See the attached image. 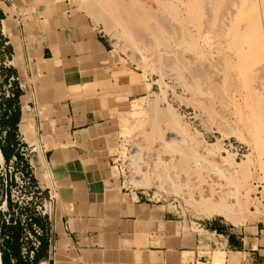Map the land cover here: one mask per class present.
<instances>
[{
    "label": "rangeland",
    "instance_id": "rangeland-1",
    "mask_svg": "<svg viewBox=\"0 0 264 264\" xmlns=\"http://www.w3.org/2000/svg\"><path fill=\"white\" fill-rule=\"evenodd\" d=\"M64 1L89 20L107 48L106 74L95 83L102 86L111 107L114 133L104 135L103 142L123 184L144 191L142 199L169 202L183 218L186 233H206L217 240L202 228H216L224 235L240 230L242 236L259 238L264 244V66L254 69L255 61L264 58V48L257 45L264 12L258 0L259 4L254 0ZM118 8L125 10L128 21L140 14L147 23L140 20L134 26L133 19L131 35L125 36L124 24L115 18ZM250 12L252 16L256 12L254 20ZM224 13L247 14L242 17L248 22L251 18L249 25L255 26H247L250 30L243 34L240 28L246 19L234 23ZM150 23L158 28L150 29ZM252 27L257 29L254 34ZM242 39L248 45L251 41L257 44L252 43L250 51L240 56L234 45L242 44ZM3 61L0 51V102L9 89L4 83L7 66ZM23 137L30 146H24L22 163L9 164L3 159L0 165V227L19 224L21 215L33 214L26 208L16 215L11 192L13 199L32 203L34 187L44 185L31 162L34 135L30 140ZM6 194L9 203L4 205ZM46 195L43 192L38 197ZM227 215L233 222L224 220ZM2 244L0 235V251ZM230 244L207 246L202 253L210 257L220 250L229 254L243 250L235 234ZM242 255L238 254L237 264ZM242 264L264 261L249 259Z\"/></svg>",
    "mask_w": 264,
    "mask_h": 264
},
{
    "label": "crops",
    "instance_id": "crops-1",
    "mask_svg": "<svg viewBox=\"0 0 264 264\" xmlns=\"http://www.w3.org/2000/svg\"><path fill=\"white\" fill-rule=\"evenodd\" d=\"M0 47L10 84L0 102V143L8 157L23 156L20 145L30 146L23 135H34L40 188L55 192L50 215L31 218L40 229L32 257L21 255V225L17 255L10 247L15 226L2 225L8 264H237L225 250L202 253L230 247L232 234L243 250L230 253H243L241 264L264 261L259 238L216 228L202 229L217 240L186 233L174 206L142 199L144 191L126 187L114 172L103 142L114 133L111 107L95 83L110 59L86 17L64 0H0Z\"/></svg>",
    "mask_w": 264,
    "mask_h": 264
},
{
    "label": "bare ground",
    "instance_id": "bare-ground-1",
    "mask_svg": "<svg viewBox=\"0 0 264 264\" xmlns=\"http://www.w3.org/2000/svg\"><path fill=\"white\" fill-rule=\"evenodd\" d=\"M106 1V0H105ZM200 1V0H199ZM241 2H242V0H240ZM256 0H254L253 1V3L255 2ZM228 2V1H227ZM241 2L239 3V4H241ZM258 2L260 3H257V1H256V3L257 4H259V5H262L261 7L263 8L262 10V12L261 13H263L264 12V0H258ZM100 3V2H99ZM192 4L194 3V2H191ZM201 3V2H200ZM205 3H207L206 1H205ZM226 3V2H225ZM248 3V2H247ZM250 3H251V1H250ZM255 3V4H256ZM189 4V3H188ZM187 4V5H188ZM196 4V3H195ZM194 4V5H195ZM212 4V3H211ZM231 4V3H230ZM239 4H238V6H239ZM235 7H234V9H238L239 7L237 6V4H233ZM243 5V4H242ZM252 5V4H251ZM192 6V5H191ZM188 7V6H187ZM238 7V8H237ZM240 7L242 8V6L240 5ZM255 7V6H254ZM259 7V6H258ZM257 7V8H258ZM123 8V7H122ZM173 8V7H172ZM190 8V7H189ZM193 8V7H192ZM196 8H197V6H196ZM231 8H232V6H231ZM257 8H255V10H256V12L258 11L257 10ZM168 9V8H167ZM186 9V8H185ZM244 9V8H243ZM147 10V9H146ZM190 10V9H189ZM192 10V9H191ZM227 10V9H226ZM229 10V9H228ZM242 10V9H241ZM240 9H239V11H238V13L241 11ZM248 10V9H247ZM250 10V9H249ZM117 12H115L114 11V13H116V16H115V18H117V21H116V19H113L114 21H116L117 23H122V25L124 24V28H126V29H124V30H126L124 33H122V34H126L125 36H127L128 34L129 35H131V30L132 29H130V26H131V23H130V21H132L133 19H135V25H134V22H133V25L134 26H137V23L136 22H140V20H142V22H145V23H147L146 21H145V15H144V17L142 16V15H140L139 14V16H142L143 18H141L140 19V17L139 16H137L138 18H136V16L134 17L133 16V19L132 20H129L128 21V19H125V17H124V14H125V10H122V9H119L118 8V10H116ZM170 11V10H169ZM232 11V10H231ZM230 11V12H231ZM235 12H236V10H234ZM253 11V10H252ZM261 11V10H260ZM224 12V11H223ZM248 12V11H247ZM256 12H254V16H252L251 15V12H250V14H248V15H251L250 17L252 18V20H254L253 19V17H255V16H257V15H255L256 14ZM238 13H237V15H238ZM241 13H243V10H242V12ZM260 13V12H259ZM118 14V15H117ZM145 14V13H144ZM168 14V13H167ZM200 14V13H199ZM219 14V13H218ZM224 14H226V13H224ZM258 14V13H257ZM227 15V14H226ZM236 14H230V15H227V17H225L224 15V18H227L229 21H235L236 23H237V21H239V22H241V20L242 21H244V19H246V18H243L242 16H244V15H247V14H242V16H240V17H238ZM247 15V16H248ZM261 15V14H260ZM235 16H237V18H239V20L238 19H234V18H236ZM263 16H264V14H263ZM263 16H261L260 18H262ZM112 17H114V16H112ZM126 17H127V15H126ZM148 17V16H147ZM171 17V16H170ZM154 18H156V20L158 19L157 17H154ZM169 18V17H168ZM172 18H174V17H172ZM222 19H220V20H223V17H221ZM251 18H249V22H248V20L246 21H244L245 23H246V25H242L241 26V28L240 29H242V31H240V32H242L243 34H245L246 32V29L248 30V27L247 26H253L254 24L252 23V25H249L252 21H251ZM264 18V17H263ZM159 19H161V18H159ZM158 19V20H159ZM196 19V18H195ZM199 19V18H198ZM234 19V20H233ZM220 20H218V21H220ZM228 20H226L228 23H229V21ZM256 20H258V23L257 24H259V17H258V19L256 18ZM217 21V20H216ZM224 21H225V19H224ZM251 21V22H250ZM141 22V23H142ZM220 22H222V21H220ZM220 22H219V24H220ZM226 22V23H227ZM234 22V23H235ZM238 22V23H239ZM254 22V21H253ZM262 22V21H261ZM261 22H260V24H261ZM159 23V22H158ZM161 23V22H160ZM158 24V25H161V24ZM169 23H170V21H169ZM223 23V22H222ZM228 23H227V25H228ZM245 23H241V24H245ZM247 23H248V25H247ZM255 23V22H254ZM172 24V23H171ZM231 24V23H230ZM259 24V27L261 28V25ZM263 24V23H262ZM132 25V26H133ZM153 25L154 26H157V28H158V25H155V23H150V24H148L147 26L149 27L150 26V29L153 27ZM226 25V24H225ZM120 26H121V24H120ZM152 26V27H151ZM206 26V25H205ZM204 26V27H205ZM216 26V25H215ZM224 26V25H223ZM236 26V25H235ZM255 26V25H254ZM258 26V25H257ZM256 26V27H257ZM263 27L260 29L259 27H258V29L260 30V37H258V38H260V39H258V41H260V45H259V43L257 44V43H253L252 41L250 42V44L248 45V41H246L245 42V40H241L242 41V44H239V46H237V45H234V46H236V49H235V51H236V54L237 55H240V56H242V55H244L246 52H247V50H249L250 51V49H251V44L253 43V44H257L258 45V49L260 48V50H263V48H264V24L262 25ZM123 27V26H122ZM162 27V26H161ZM202 27V26H201ZM212 27H214V26H212ZM218 27H219V25H218ZM255 27V28H256ZM132 28V27H131ZM173 28V27H172ZM171 28V29H172ZM209 28H211V25H210V27ZM221 28V27H220ZM253 29H251V30H254L253 31V34H254V32H255V30H257V29H254V27H252ZM166 29V28H165ZM169 29V28H168ZM212 29V28H211ZM167 30V29H166ZM219 30V29H218ZM217 30V31H218ZM223 30V29H222ZM250 30V29H249ZM248 30V31H249ZM224 31V30H223ZM171 32V31H170ZM227 32V31H226ZM168 33V32H167ZM204 33V32H203ZM202 33V34H203ZM179 34V33H178ZM208 34H210V33H208ZM208 34L206 35V37H209L208 36ZM243 34H241L240 33V35L242 36ZM252 34V33H251ZM129 35L127 36V37H129ZM226 35V34H225ZM236 35V34H235ZM203 36V35H202ZM240 36V37H241ZM126 37V38H127ZM211 37V36H210ZM219 37H220V35H219ZM239 37V38H240ZM203 38H205V36H203ZM199 39V38H198ZM206 39V38H205ZM213 39V38H212ZM241 39V38H240ZM257 39H256V42H257ZM236 41V40H235ZM238 41H240V40H238ZM202 42V41H201ZM204 42H205V40H204ZM207 43V42H206ZM233 43H235V42H233ZM207 45V44H206ZM211 45V44H210ZM241 45H243V46H241ZM209 46V45H208ZM245 46V47H244ZM259 46H261V47H259ZM214 52V51H213ZM212 53V52H211ZM260 53V52H259ZM264 54V53H263ZM248 56V55H247ZM259 56V55H258ZM261 56H263L262 54H261ZM261 58V57H260ZM255 60H256V58H255ZM259 60V61H258ZM224 62V61H223ZM255 66H254V69H256V70H258V68L259 67H263L264 66V58L263 59H257V62L255 61V64H254ZM252 69H253V67H252ZM260 69V68H259ZM262 69V68H261ZM251 70V69H250ZM255 70V71H256ZM246 71V70H245ZM244 71V72H245ZM257 72V71H256ZM248 73H249V70H248ZM261 74V73H260ZM251 76V75H250ZM245 77V76H244ZM259 79V78H258ZM255 80V79H254ZM249 81H250V79H249ZM260 82V81H259ZM261 84V83H260ZM245 87V86H244ZM252 90V89H251ZM257 90V89H256ZM262 90V89H261ZM24 99V98H23ZM25 101V100H24ZM28 110V106H27V104H26V101L25 102H23V112L24 113H26V112H28L27 111ZM252 112V111H251ZM256 115V114H255ZM23 118H25V117H23ZM0 160L1 161H3V155H2V153H1V150H0ZM0 161V162H1ZM31 162H32V164H33V167H34V170H35V173L42 179V178H44V174H43V168H42V166H41V164H40V162H39V158H38V148H37V146L35 145V142L34 143H32V148H31ZM208 214V213H207ZM205 215H206V213H205ZM210 214H208V216H209ZM215 215V214H214ZM207 216V215H206ZM226 218H224L225 220H228V221H231L233 218L231 217V220L229 219L230 218V216L229 215H227V216H225ZM231 222H233V220L231 221ZM235 222H237L236 221V219H235ZM206 231V230H205ZM204 232V231H203ZM211 233V232H210ZM205 235H206V233H205ZM208 235V234H207ZM206 235V236H207ZM222 251V250H221ZM238 252L237 253H235L234 255L233 254H229L230 255V258L228 259L229 261H233V262H238ZM0 255H1V251H0ZM235 257H237V258H235Z\"/></svg>",
    "mask_w": 264,
    "mask_h": 264
},
{
    "label": "built area",
    "instance_id": "built-area-1",
    "mask_svg": "<svg viewBox=\"0 0 264 264\" xmlns=\"http://www.w3.org/2000/svg\"><path fill=\"white\" fill-rule=\"evenodd\" d=\"M1 50H2V48L0 47V51ZM3 64L5 65L6 62L3 61ZM7 87L9 88L10 84H8ZM8 95H9V93L5 92V96H8ZM25 149L26 148L23 145H20V153L22 155H25V152H24ZM3 161L0 162V165L2 167L4 164ZM13 161H17L16 156H12L8 160L9 164L12 163ZM16 182H17V178H16ZM5 186L7 187V184ZM34 188H36L37 191H33L31 193L32 195L34 193L36 194L35 197H33L32 195L30 197V200L32 201V203H28V201H25V202L17 201L15 199H13L12 192L10 193L12 200L17 203V206L15 208V210H16L15 214L16 215L18 214V210L24 211L26 208H30V210L33 211V214H31L32 212L30 214L25 213V215H21L22 218L18 219V222L22 227L21 255L24 257L25 256L26 257L27 256L32 257L33 256L32 247L39 243L36 235H38L40 233V229L37 225H35L34 223H31L32 216L34 214H39V215L48 217L50 215L51 201L55 197V192H52L51 190H49L45 197L40 198V197H38V195H41L44 192L43 189H38V187H34ZM38 198H39V200L37 201ZM5 199H6V196H5ZM6 220H7V222H9V219H6ZM12 223H14V224L17 223V217L15 219H13ZM12 262L15 264L14 260H12Z\"/></svg>",
    "mask_w": 264,
    "mask_h": 264
},
{
    "label": "trees",
    "instance_id": "trees-1",
    "mask_svg": "<svg viewBox=\"0 0 264 264\" xmlns=\"http://www.w3.org/2000/svg\"><path fill=\"white\" fill-rule=\"evenodd\" d=\"M13 94H14V96H17L19 94V91H17L16 94L15 93H13ZM14 120H18V113L14 117ZM14 129L17 130V127H14ZM0 150L2 152V155H3L4 159L6 161H8L10 159V157L7 156V154L4 151L1 143H0ZM16 157L18 158L19 161L20 160H22V161L24 160L23 156H21V155H16ZM28 164H29L28 161H26L25 165L27 166ZM6 200H7V203H9V197H7ZM14 226H15L14 227L15 229L13 230V236H14L13 238H14V240H13V243L10 245V247L13 249L14 255H17V251L15 249H16V246H17V239H18V236H19L20 226H19L18 223L16 225H14ZM0 235L2 236V239H3V235H4L3 227H0ZM1 259H2V264H8V256H7V253L5 252V250L3 249V247H1Z\"/></svg>",
    "mask_w": 264,
    "mask_h": 264
}]
</instances>
